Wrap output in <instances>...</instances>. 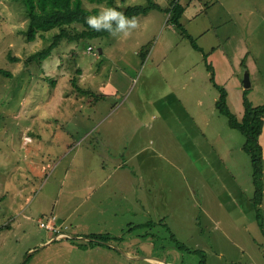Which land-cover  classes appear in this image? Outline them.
Instances as JSON below:
<instances>
[{"label": "rangeland", "instance_id": "obj_1", "mask_svg": "<svg viewBox=\"0 0 264 264\" xmlns=\"http://www.w3.org/2000/svg\"><path fill=\"white\" fill-rule=\"evenodd\" d=\"M154 1L166 6L170 0ZM148 2L115 0L122 7ZM179 2L184 6L179 23L197 47L179 27L165 22L164 11L151 9L150 13L136 16L139 27L130 35L62 40L40 65L25 64V59L48 45L59 28L28 40L24 33L28 16L23 3L0 0V130H4L0 131V180L3 181L0 183L9 190L5 204L16 206L12 213L0 211V264H159L151 257L171 260L169 264H196L199 260L196 254L169 247L172 234L188 247L204 250L207 264H264V235L253 216L256 210L249 199L254 186L250 158L242 149L244 137L230 128L227 118L216 109L214 103L219 92L210 79L213 71L215 81L227 90V104L238 118L243 114L244 90L254 105L264 103V0ZM83 4L88 9L108 7L105 2L89 0H83ZM74 26L81 28L79 24ZM143 49L148 50L145 58L140 55ZM206 60L213 70L207 68ZM77 67L82 72L79 77L73 76ZM122 70L128 75L122 86L116 87L115 77ZM246 71L251 82L247 88L243 83ZM158 76L168 78L184 100L190 110L184 120L192 122V128L188 125L185 129L194 136L184 140L187 159L175 155L176 163L162 161L163 176L157 178L153 196L146 190L141 193L146 214L125 211L128 201L132 202L134 197L122 202L111 191V183L119 182L117 177L105 180L101 189L88 193L87 188L98 177V171L80 175L81 186L77 192L88 194L83 203L87 210L80 205L72 218L78 216L85 225L82 235L71 234L68 222L61 224L56 220L62 227L50 231L42 226L41 221L47 223L51 215L39 213L41 206H53L56 201L59 209L63 200L72 199L71 206L68 204L63 209L70 210L82 199L77 192L66 196L62 186L61 191L57 190L62 168L69 165L72 157L86 155L84 150L91 145L92 151L106 150L97 149L105 148L104 144L84 142L60 151L58 143L66 140L65 145L69 144V135L60 126L72 123L74 113L79 114L80 103L87 108V99L93 102L109 88L121 95L114 101H120L136 89L158 98L165 92L164 86L155 79ZM75 86L87 88V92L80 93ZM114 101L105 103L93 121L99 125L112 121ZM161 116L160 131L165 122L163 113ZM154 120L150 128L156 125ZM99 125L94 135L104 137ZM29 126L33 127V133L40 134L36 138L40 139L38 144L24 143ZM115 135L123 136L120 128ZM176 145L177 148L172 145V151L178 154L181 147L179 143ZM220 157L232 166L233 176H229ZM91 158H87V166L95 165L96 158ZM41 159L49 160L50 166L36 172V166L43 162ZM146 164L151 168L147 173L151 175V182L159 169L153 163ZM10 176L13 178L9 179ZM129 181L124 178L128 187ZM74 185L68 182L73 192ZM15 188H23L20 203L25 189L29 190L22 211L13 202L15 197L10 191ZM122 195H126L125 190ZM93 203L98 208L91 209ZM260 207L264 218V190ZM10 216H14V221L9 222L8 228L4 223ZM151 221L154 223L147 224ZM92 233L109 235V239L91 240ZM167 244L168 255H165L166 251L160 252V249Z\"/></svg>", "mask_w": 264, "mask_h": 264}, {"label": "crops", "instance_id": "obj_2", "mask_svg": "<svg viewBox=\"0 0 264 264\" xmlns=\"http://www.w3.org/2000/svg\"><path fill=\"white\" fill-rule=\"evenodd\" d=\"M167 6L168 5L162 7H167ZM148 13H150V11H148ZM127 75L128 72L122 70L121 75L115 77L117 84L116 87L122 86V84L125 82ZM155 79L158 80L165 88V92H163L156 99L152 98L146 91L144 90L137 91L136 89L135 91L128 93L127 96L122 98L120 101L118 100L114 101L115 97H121V95L118 94V92H115L113 88L111 90L109 88L105 92H102L104 93L102 96H97V98H95V101L88 102L87 99L86 100V103H88L87 108H84V103H80L77 111V113L79 114L74 113L71 124L67 126H62L60 124L61 130L65 134L69 135V137H67L69 141V144L67 146L65 145L66 140H63L61 143L57 144L58 147H61L60 151H63L66 148H71L74 145H78V146L82 145L84 142L93 143L96 145L100 143L104 144L106 145L105 148H97V149H106V150L92 151L93 145H91L84 150L86 151V155H76L72 157L68 162L69 165H67L66 167L64 166V168H62L61 171L62 173H60V176L57 179L58 191H61V186H62L66 190L65 195L71 197L72 193L75 194L81 186L79 184L81 174L92 173L93 175V173L99 171L98 177L92 182L90 188H87L89 189L88 193H91L93 190L101 189L104 185L103 183L105 180L112 181L114 177H117L119 179V182L117 184L111 183V186L109 187L111 188V191H114L122 202H125V200L128 198L130 199V197H134L132 202L128 201V205H127L128 208L125 209V211L129 213L131 212V210L137 212L141 211L143 214H146V212L143 211L146 203L144 202L141 193L145 192L146 190L149 193V196H153V192L155 191V187H156L155 185L157 178L159 179L162 178L163 176L162 161H168L170 162V164L173 162L176 163L177 160L175 159V155L187 159L188 152L185 149H183V147L185 148L186 146V142L184 140H187V138L192 139V137L194 136L192 132L188 133L186 130L188 128V125L190 126V128H192V122L184 120L185 116L187 117V114L190 113V110H188L187 107L185 106L184 100L180 96H178L174 84L170 83L169 79L165 78L164 76L163 77L158 76V78ZM80 93H84V92H80ZM100 100L104 102L100 103ZM112 101H114L113 102L114 107L112 105L111 113L115 115L111 114V116H113L114 119L105 125L102 124L99 125V122H94L93 120L95 119L96 114L98 112H101L100 110L102 109L103 105L105 103H108L109 105L110 103H112ZM179 111H181L180 114ZM238 111H241V108ZM162 113L164 115L165 122H164V129L160 131L159 124L161 123ZM242 113H243V109H242ZM65 115L67 114L65 113ZM106 115L107 114H104V116ZM158 116L159 119L158 121H156ZM152 119H155L154 123L156 122L155 123L156 125L150 128V126L153 125ZM113 122H115L114 126L112 125ZM98 125L99 128L102 129L104 137H102L101 135H97L95 137L94 134L95 131L98 129L97 128ZM29 127L30 129L26 130L25 136L23 138L24 143L26 145L30 143L33 145L35 142L38 144L40 139H36V138H38L37 136L40 134L37 135L36 133H33V127L32 126ZM119 128L123 134L122 137H118L117 135H115V132ZM23 130H25L24 127ZM0 131H4V130H0ZM155 132H158V134H155ZM21 137H23V135ZM259 141L261 142L264 153V127L261 136L259 138ZM119 142L121 143L117 145ZM176 143H179V146L181 147V151H179L178 154H175L172 151V145L174 146V148L178 147ZM37 144L35 146H37ZM77 156L80 157V159H78ZM90 157L96 158V161L91 158L95 162L94 166H87L85 164V162H87V158ZM41 160L43 162L42 164L36 166L35 168L36 172H39L40 170H44L46 167L50 166L49 160L47 161H44L43 159ZM107 160L111 163V167H109V163ZM135 162H137L138 164L135 165ZM220 162H223L221 157H220ZM146 163H153L159 169V173L153 175L151 182L149 181L151 175L148 174L147 176V173L148 171L151 170V168L147 166ZM58 164L55 165L54 167L57 168ZM223 164L227 167L228 170L227 172L229 176H233L231 170L232 166L229 165L228 162L227 163L223 162ZM73 172L74 173L76 172V175H74ZM217 176H219V174ZM11 178L13 177L10 176L9 179ZM124 178H128L130 180L129 182H127V183H131L129 187L126 186L124 182ZM231 178L234 179L233 177ZM0 182L3 181L0 180ZM68 182L75 183L74 188L76 186L75 188L76 191L73 192L71 190L72 188L68 186ZM22 190L23 188H15L14 191H10L13 192L11 195L15 197L13 202L19 205L18 206L19 211L23 210V201H25V199H28L27 195L29 190L25 189V197L23 201L20 203V200L23 198L21 197V194L23 192ZM123 190H125L126 195H122ZM8 193L9 190L5 189L4 185L0 183V203H1L0 211H3L4 214H8L16 211V206H13V204H5L4 198L7 196ZM76 194H80V197L82 199H80L78 201V204L74 208H71L70 210L69 209L63 210V209L66 205L68 206V204H69L68 207H70L71 201L73 202V200L65 199L62 201V204L59 209L56 208V201H55V205L53 206L51 205L47 207L41 206L38 209V212L42 214L47 213L46 215H44L47 217L51 215L55 223L56 220L58 221V223L61 224L68 222V224L72 228L71 234H76L77 236H79L83 234L81 233V229L85 225L80 222L78 216L76 219H73L72 215H74L79 210V208L83 206L84 197H87L88 194L79 193V192H77ZM83 207L86 208V206ZM90 208L91 209L98 208V206L93 203L90 205ZM57 211L59 213H57ZM110 213H111V208L109 207L108 216L110 215ZM29 216H30L29 214L26 215V218H29ZM39 220L40 219L38 218V221ZM159 220H161V218H159ZM11 221H14V216H10L8 218V221L4 223V226L10 228L11 223L9 222ZM56 226L62 227V225L58 226L57 223ZM65 228H67V226H65ZM48 230L50 231V229Z\"/></svg>", "mask_w": 264, "mask_h": 264}, {"label": "trees", "instance_id": "obj_3", "mask_svg": "<svg viewBox=\"0 0 264 264\" xmlns=\"http://www.w3.org/2000/svg\"><path fill=\"white\" fill-rule=\"evenodd\" d=\"M24 7L26 14L28 16L27 28L24 33L28 40H33L36 38L37 34L51 29L59 28L56 32L52 41L45 47L31 53L26 59L25 64H30L36 62L37 64L42 63L48 56L51 55L52 51L58 46L62 40L67 41H80L85 39H92L95 37L106 36L109 33L106 31H94L88 27L85 23V17L89 15H96L99 12L97 7L93 9H88L84 6L83 0H20ZM91 2H105L108 7L116 8L119 11L125 13L129 18L133 16H138L139 14H145L151 9L162 10L166 13V21L170 22L172 25L179 27L181 33L187 35L194 46L195 42L193 38L185 32L182 24L179 23V18L183 14L184 6L178 0H170L167 7H162L159 3L154 0H149L147 5L136 4L127 5L122 7L115 3V0H89ZM75 24L81 25L80 29H77ZM197 47V46H196ZM148 50H142L140 55L145 58ZM13 58V57H12ZM206 59V58H204ZM206 66L209 70H213L211 64L206 60ZM0 71H2L0 69ZM81 74V69L76 68V74L73 76L78 77ZM211 81L219 92V97L215 101V107L218 112L227 118V123L230 128L238 130L244 137V142L242 149L250 158L252 166V182L254 186V192L250 201L256 210L253 215L264 235V218L261 211V203L263 200V177H264V153L262 145L259 141L263 127H264V103L254 105L247 97V90H244L242 97L243 104V114L241 118H238L235 113H233L227 104V90L224 86L219 85L214 77L213 71L211 72ZM74 82V78H72ZM78 91L86 93L87 89L79 86H75ZM199 218V217H198ZM154 223L151 221L150 223ZM196 234H200L196 232ZM202 234V233H201ZM146 236V235H145ZM91 240L97 238L109 239V235L105 234H90ZM170 248H176L180 251H188L196 254L199 258L196 264H207L206 253L204 250L194 249L187 246L186 243L180 242L176 239L174 234H172V246ZM168 244L167 247H161L160 252L166 251L163 254L168 255ZM162 254V253H161ZM169 257V256H168ZM152 261H156L152 259ZM185 260V259H181ZM170 261L171 260H167ZM159 264H169L166 262L157 261Z\"/></svg>", "mask_w": 264, "mask_h": 264}, {"label": "clouds", "instance_id": "obj_4", "mask_svg": "<svg viewBox=\"0 0 264 264\" xmlns=\"http://www.w3.org/2000/svg\"><path fill=\"white\" fill-rule=\"evenodd\" d=\"M85 23L94 31H106L114 37L121 34L128 36L133 30L139 27L138 20L135 16L129 18L124 12L113 7H102L98 14L86 16ZM144 258H149V256H144ZM162 261L169 263L167 260Z\"/></svg>", "mask_w": 264, "mask_h": 264}, {"label": "built area", "instance_id": "obj_5", "mask_svg": "<svg viewBox=\"0 0 264 264\" xmlns=\"http://www.w3.org/2000/svg\"><path fill=\"white\" fill-rule=\"evenodd\" d=\"M90 48V50L92 49L91 46H88ZM50 220V222H49ZM42 226H45L47 227L48 229H51V230H55L54 228H56V223L54 221V219L52 217H50V219H48V222L47 223H44L43 221H41L40 223ZM58 228V227H57Z\"/></svg>", "mask_w": 264, "mask_h": 264}, {"label": "water", "instance_id": "obj_6", "mask_svg": "<svg viewBox=\"0 0 264 264\" xmlns=\"http://www.w3.org/2000/svg\"><path fill=\"white\" fill-rule=\"evenodd\" d=\"M243 83H244V86L247 88L251 85V82H250V78H249V74L248 72L246 71L244 76H243ZM155 259L156 261H160V262H163L161 259L159 258H153Z\"/></svg>", "mask_w": 264, "mask_h": 264}]
</instances>
